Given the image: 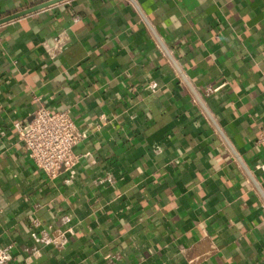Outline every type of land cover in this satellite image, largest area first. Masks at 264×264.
<instances>
[{
    "label": "crops",
    "instance_id": "1",
    "mask_svg": "<svg viewBox=\"0 0 264 264\" xmlns=\"http://www.w3.org/2000/svg\"><path fill=\"white\" fill-rule=\"evenodd\" d=\"M39 107L88 130L71 177L17 140ZM261 126L264 0H66L1 25L7 264H264Z\"/></svg>",
    "mask_w": 264,
    "mask_h": 264
},
{
    "label": "built area",
    "instance_id": "2",
    "mask_svg": "<svg viewBox=\"0 0 264 264\" xmlns=\"http://www.w3.org/2000/svg\"><path fill=\"white\" fill-rule=\"evenodd\" d=\"M67 46L68 37L59 34L43 47L47 56L55 59ZM13 128L29 160L50 180L65 174L71 177L80 161L89 156L88 153L78 151L88 130L78 127L67 110L49 111L39 107L29 120L15 122ZM255 145L264 150V126L258 130ZM106 178L109 180V175ZM12 258V246L0 248V264H7Z\"/></svg>",
    "mask_w": 264,
    "mask_h": 264
},
{
    "label": "water",
    "instance_id": "3",
    "mask_svg": "<svg viewBox=\"0 0 264 264\" xmlns=\"http://www.w3.org/2000/svg\"><path fill=\"white\" fill-rule=\"evenodd\" d=\"M64 1H66V0H50V1H47V2L42 3L40 5L31 7L29 9H26V10H23V11H20L18 13H14L12 15L4 17L3 19H0V26L3 25V24L9 23L11 21L23 18L25 16H28V15L33 14L35 12H38L40 10L46 9V8L51 7L53 5H56L58 3L64 2Z\"/></svg>",
    "mask_w": 264,
    "mask_h": 264
}]
</instances>
